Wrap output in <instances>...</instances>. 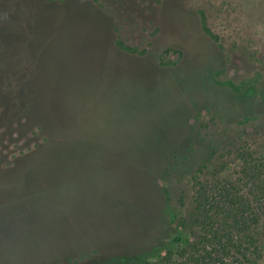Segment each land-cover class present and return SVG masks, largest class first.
I'll return each mask as SVG.
<instances>
[{"label":"rangeland","instance_id":"obj_1","mask_svg":"<svg viewBox=\"0 0 264 264\" xmlns=\"http://www.w3.org/2000/svg\"><path fill=\"white\" fill-rule=\"evenodd\" d=\"M53 136L85 146L51 201L31 167ZM240 146L264 151V0H0V264L190 236L193 179L231 174Z\"/></svg>","mask_w":264,"mask_h":264},{"label":"trees","instance_id":"obj_2","mask_svg":"<svg viewBox=\"0 0 264 264\" xmlns=\"http://www.w3.org/2000/svg\"><path fill=\"white\" fill-rule=\"evenodd\" d=\"M41 87L36 85L35 88ZM84 146L81 138L62 140L54 136L44 137L41 144L35 145L32 153L38 150L48 153L43 162L38 163L41 161L39 159L34 161L38 169L31 167L34 174L38 171L49 177L46 178L48 185L41 183L43 188H47L45 195L48 200L54 201L62 187H69V180L67 183L55 176L62 170L59 161L63 163V153L71 152L74 156L78 149L77 154H81ZM236 156L238 168L231 174L221 177L216 173L206 179H193L196 218L190 236L176 235L151 251L113 256L102 264H263L264 151L240 146L236 148ZM64 160L70 163L72 158L66 157ZM139 161L132 159L130 163L134 169L142 170ZM144 173L151 174L150 171ZM23 194L20 198L25 203L29 198L30 207H36L37 214L44 195L40 192ZM72 200L71 206L74 207V197ZM62 215L65 221H73L63 212ZM72 224L75 230L78 224ZM51 257L46 258L49 260Z\"/></svg>","mask_w":264,"mask_h":264},{"label":"water","instance_id":"obj_3","mask_svg":"<svg viewBox=\"0 0 264 264\" xmlns=\"http://www.w3.org/2000/svg\"><path fill=\"white\" fill-rule=\"evenodd\" d=\"M23 38V37H22Z\"/></svg>","mask_w":264,"mask_h":264}]
</instances>
